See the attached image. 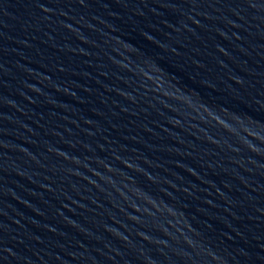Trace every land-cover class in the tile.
<instances>
[{"label": "water", "instance_id": "water-1", "mask_svg": "<svg viewBox=\"0 0 264 264\" xmlns=\"http://www.w3.org/2000/svg\"><path fill=\"white\" fill-rule=\"evenodd\" d=\"M264 0H0V264H197Z\"/></svg>", "mask_w": 264, "mask_h": 264}]
</instances>
